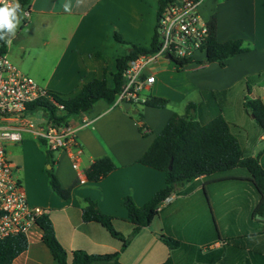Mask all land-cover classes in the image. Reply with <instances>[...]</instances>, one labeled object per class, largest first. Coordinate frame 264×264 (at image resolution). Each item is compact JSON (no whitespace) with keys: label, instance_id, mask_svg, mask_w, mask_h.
I'll use <instances>...</instances> for the list:
<instances>
[{"label":"crops","instance_id":"obj_1","mask_svg":"<svg viewBox=\"0 0 264 264\" xmlns=\"http://www.w3.org/2000/svg\"><path fill=\"white\" fill-rule=\"evenodd\" d=\"M67 2L71 4L69 11L63 7ZM157 5V0H81L80 3L77 0H30L29 16L23 12L15 36L10 37L11 43L6 42V53L41 86L66 98L77 95L86 83L103 77L105 71L108 85L112 87L117 58L129 49L116 40L115 34H121L128 42L149 47L157 27ZM201 14L207 21L216 16L218 41L242 39L247 50L229 59L226 66L206 62V55H202L200 64L193 65L196 67L188 78L181 79L177 78L181 71L171 62V66L156 72L150 65L152 61L147 72L154 74L156 81L146 91L152 96L167 98L169 103L163 108L144 105L143 111H139L140 119L129 112L133 104L125 109L123 105H111L105 100L97 101L91 112L83 114L90 120L89 124H81V117L72 119L80 126L79 140L84 148L80 167L87 171L94 160L103 156H109L116 165L98 181L81 184L76 169L62 167L59 159L53 156L54 163H50L47 147L35 131L14 123L20 128L22 139L6 144L8 155L16 165V173L30 203L47 209L57 238L69 257L77 249L92 254L114 253L121 249L122 242L99 222L83 220V207L87 198H92L103 212L115 217L117 230L126 236L132 233L134 225L128 220L123 199L130 195L141 206L165 187V173L141 163L140 158L174 114L184 115L191 101L200 103L203 88H229L231 96L243 78L264 70V0H204ZM159 64L164 65V62ZM182 82L185 87L180 85ZM253 95L264 101V86L255 85ZM242 108L252 116L244 109L243 102ZM222 114L228 122L238 123L233 103H229ZM48 122L47 115L35 123L40 126ZM143 125L145 132L140 129ZM260 139H264V133ZM254 145L252 155L264 158V149H257V142ZM247 146L252 147L250 138ZM49 169L63 186L72 187L70 198H61L53 191ZM202 188L203 176L190 193H174L167 198L163 211L167 203L175 202L179 197L189 198ZM166 232L164 219L158 214L133 238L130 246L121 253L120 261L123 264L166 261L171 256L170 248L162 240ZM216 242L221 241L212 244ZM40 243H43L42 231L37 227L29 237V248L12 264L31 263V251ZM212 244L211 248L222 246Z\"/></svg>","mask_w":264,"mask_h":264},{"label":"trees","instance_id":"obj_2","mask_svg":"<svg viewBox=\"0 0 264 264\" xmlns=\"http://www.w3.org/2000/svg\"><path fill=\"white\" fill-rule=\"evenodd\" d=\"M18 1L22 11L30 3V0ZM171 1L173 0H157V15ZM3 6L0 3V7ZM209 25L210 33L205 44L206 62H218L221 66H226L229 59L247 50L242 39H229L224 42L217 40L216 16L211 17ZM115 38L118 42L127 45L129 49L124 56L117 58V70L113 75L112 87L108 85L105 71L103 77L86 83L73 97L66 98L61 93L51 91V97L63 108L55 105L49 97H44L30 103L28 110L42 108L48 113L49 122L65 125L72 119H78L81 115L91 112L94 104L99 100H105L114 105L124 84V73L130 62L140 55L155 53L160 48L157 29L149 47L128 42L119 33L115 34ZM6 46V40H0V54L6 52ZM175 62L180 69V66L188 63L189 60L176 59ZM244 81L248 91V94L244 96V109L254 117L264 133V101L260 97L252 96L255 85L264 86V70L247 75ZM201 93L203 100L200 103L189 102L184 115L174 114L140 158L141 163L165 173V187L141 206L135 203L132 196L124 197L123 204L128 210V220L134 225L130 235L126 236L117 230L114 224L115 217L103 212L95 200L87 198V204L82 211L83 220L99 222L104 226L113 237L122 242L119 251L92 254L83 249H77L71 252L69 261V253L57 238L50 216L44 214L38 218L37 225L42 231V242L50 249L58 264H123L120 261L121 253L130 246L133 238L145 226L151 224L153 219L162 213L163 203L167 198L174 193L178 195L190 193L198 185L201 176H203V188L200 191L207 196L208 185L211 183L225 182L231 178L246 182L250 190V197L246 203L249 213L243 216L240 209H236L235 219H232L233 227L229 225L221 229L216 220V209L208 201L210 218L215 231L210 238L199 244L208 245L207 248L198 247L195 251L193 250L197 254L195 264H264V161L261 155L251 154L248 150L247 138L243 137L240 140L233 132V127H237L236 123L228 122L222 114L229 104L227 97L230 93L229 88H203ZM168 103L167 98L148 96L143 104L148 107L163 108ZM140 129L145 132L144 125ZM39 139L47 147L45 141ZM47 153L51 158L52 152L48 148ZM170 165H172L171 168ZM115 167V163L109 156L97 158L86 171L88 179L98 181ZM236 169H240L246 175L227 174ZM48 175L53 191L61 198H70L72 187L63 186L52 169L48 170ZM219 216L222 218L225 215L219 213ZM162 240L170 248L171 256L159 264H176L174 260L176 251L191 249L186 242L167 233L162 236ZM218 240H223L225 243L220 247H209L212 242ZM28 248L29 239L25 234L0 240V264H12Z\"/></svg>","mask_w":264,"mask_h":264},{"label":"built area","instance_id":"obj_3","mask_svg":"<svg viewBox=\"0 0 264 264\" xmlns=\"http://www.w3.org/2000/svg\"><path fill=\"white\" fill-rule=\"evenodd\" d=\"M12 3L13 0H7ZM204 0H173L157 15V32L160 48L157 52L140 55L132 60L125 70V81L114 105L124 102L144 103L148 96L144 91L156 81L154 74H148L147 66L159 57L166 60L188 61L180 67L199 65L205 55V44L210 33L209 21L201 14ZM19 3V1H18ZM3 5V3H1ZM29 16V9L24 11ZM171 55L167 58V55ZM44 97L60 108L62 105L51 97V90L41 86L32 76L24 73L7 55L0 54V240L18 234L28 239L38 227L37 220L47 209L30 203L21 179L16 173V165L9 157L6 144L22 139L17 122L25 129L34 130L43 139L50 152H64L77 170L79 183L89 181L87 172L80 167L84 148L79 140L80 126L76 122L58 124L48 122L38 126L27 118L28 105ZM81 124H89L86 115L81 116ZM222 245L221 242L212 246Z\"/></svg>","mask_w":264,"mask_h":264},{"label":"rangeland","instance_id":"obj_4","mask_svg":"<svg viewBox=\"0 0 264 264\" xmlns=\"http://www.w3.org/2000/svg\"><path fill=\"white\" fill-rule=\"evenodd\" d=\"M153 61L154 62H150L151 64H149L151 65L152 69L154 67V71H158L163 67L171 66V62L178 71H181V74L177 75V78L180 79L184 77L188 78L193 68L196 67L189 66L184 68L180 67V69H178L179 66L174 60L167 61L164 59V57H159L158 59H155ZM159 62H164V65L159 64ZM180 85L182 87H185L184 82H182ZM238 85L239 86H237V88L232 92V95L230 96V93H228L227 96L229 101L228 103H233V112L236 113V122H238L237 124H235L237 127H233V132L240 138V140H242L243 137H246L247 140L250 138L252 146L251 148L250 146L248 147V150H250V152L255 149V142H257L258 144L256 148L262 151L264 149V139L261 140L260 136L263 133V130L252 116H248V114H246V112L242 110V102L244 101V96L248 94L244 78L242 84L240 83ZM242 88L244 90H242ZM144 94L147 96H152L150 95L149 91H144ZM143 107L144 104L135 103L133 104L132 110H129V112L135 114V116L137 115V117L140 119L139 111L142 112ZM47 115L48 113L45 110H43L42 108H37L29 112L27 114V118H31L36 122L40 120L42 116L45 117ZM51 154L52 155L50 163L53 162V156V158L59 159L62 167H65L66 169H74L72 166V162L67 154L62 152H52ZM262 160L264 161V158H262ZM227 174L246 175L240 169L229 171L227 172ZM247 185L248 184L242 180L231 178L229 181L209 184L208 196L203 191H198L189 198L179 197V199L175 202H171L170 204L167 203L165 210L161 213V217L164 219L167 229L166 233L186 242L191 247V249L185 248L176 251V254L174 256L176 264H195L197 254L193 252V250L195 251L198 247H201L203 249L208 247V245H199L204 240L210 238L215 231L210 218L208 201H210L216 209V220H218V225L221 229L227 228L229 227V225L233 227L234 224L232 222V219H235L234 212L236 209L239 208L243 216L246 214L248 215L249 211L247 210L248 205H246V203L248 202V199L250 197V190L249 185L248 188H246ZM219 213L225 216L220 218ZM219 241H221L222 245L225 243L223 240ZM211 244L209 245V247H211ZM33 249V253L31 251V263L29 264H54V260L51 256L50 250L45 244L40 243L37 245L36 249ZM70 260L71 256L69 257V261Z\"/></svg>","mask_w":264,"mask_h":264},{"label":"clouds","instance_id":"obj_5","mask_svg":"<svg viewBox=\"0 0 264 264\" xmlns=\"http://www.w3.org/2000/svg\"><path fill=\"white\" fill-rule=\"evenodd\" d=\"M80 2L81 0H77V3ZM0 3L4 5L0 7V40L11 43L10 37L15 36L17 27L21 23L23 11L18 0H13L12 3H8L7 0H0ZM63 7L69 11L71 4L67 2Z\"/></svg>","mask_w":264,"mask_h":264},{"label":"water","instance_id":"obj_6","mask_svg":"<svg viewBox=\"0 0 264 264\" xmlns=\"http://www.w3.org/2000/svg\"><path fill=\"white\" fill-rule=\"evenodd\" d=\"M170 57H171V55L168 54L167 58H170ZM123 106H124L125 109H129L131 107V103L130 102H124ZM171 167H172V165H170V168Z\"/></svg>","mask_w":264,"mask_h":264}]
</instances>
